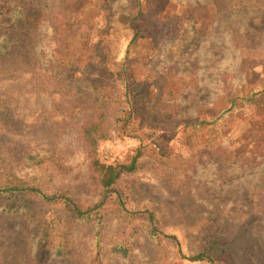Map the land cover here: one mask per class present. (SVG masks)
Instances as JSON below:
<instances>
[{"label": "rangeland", "instance_id": "obj_1", "mask_svg": "<svg viewBox=\"0 0 264 264\" xmlns=\"http://www.w3.org/2000/svg\"><path fill=\"white\" fill-rule=\"evenodd\" d=\"M29 1L37 26L26 29L21 49L0 56V156L11 164L54 157L67 172L51 165L46 184L72 186L82 206L95 204L101 188L83 129L102 111L95 99L105 98L110 134L95 155L130 162L141 148L139 169L124 174L119 188L129 209L154 212L181 252L142 231L125 241L127 254L113 251L123 229L114 204L104 207L101 239L86 222L66 235L60 208L40 204L46 226L26 212L0 211V264H211L187 257L204 250L207 234L242 224L264 244V36L238 54L224 50V30L241 21L240 10L264 34V0ZM196 105L210 124L188 125L177 115ZM216 264L244 263L233 256Z\"/></svg>", "mask_w": 264, "mask_h": 264}, {"label": "trees", "instance_id": "obj_2", "mask_svg": "<svg viewBox=\"0 0 264 264\" xmlns=\"http://www.w3.org/2000/svg\"><path fill=\"white\" fill-rule=\"evenodd\" d=\"M29 5H33L29 0H7L5 6L8 8L0 9V56L13 55L26 44V29L36 25L32 21L37 19L27 15ZM39 9L38 6L34 8L35 11ZM238 14L239 17H242L239 19L241 21L229 24L224 30V38L228 37L224 50L230 46L235 54H238L240 48L259 46L264 36L263 31L250 23L248 24L246 20L244 21L247 12L240 10ZM50 15V18L53 19V13ZM57 31L51 32L55 48H58L61 44L59 40L62 39V35ZM187 31L188 28L183 31L184 35L187 34ZM56 52L55 50L54 54ZM191 54V52L185 54L182 52L186 59L191 57ZM59 66L62 69L61 65ZM127 89H129L128 86ZM95 100L102 111L97 121H91L85 125L83 132L86 144L92 153L90 164L92 178L101 188L100 201L85 207L76 200L74 187L46 184L48 182L47 170L51 165L55 166L57 173L65 174L67 172L66 167L46 153L29 155L23 163L17 164H11L6 158L0 156V211L26 212L32 222L46 226L47 219H40L37 213L41 208L40 204H44L48 208L57 206L56 209L60 208L58 214L63 215V227L66 235L71 233L75 223L86 222L94 225L97 238L101 239L104 222L109 217V209L104 207L114 204L120 214L123 229L122 234L113 245V251L127 254L129 248L125 246V241L127 242L136 231H142L155 241L161 238L170 239L181 252L177 236L164 233L161 230V220L154 212L129 209L126 198H124L126 193L119 188L118 181L124 174L134 173L139 169V160L143 156L141 148L137 149L130 162L104 163L96 157L95 152L99 142L107 139L110 131L107 110L103 106V103L106 104L105 98L100 103L98 99ZM214 108L219 113H225L230 109L218 111L217 107ZM202 114H206V109L204 106L199 107L198 105L195 108L182 107L177 113L178 116L188 119L186 124L199 127L210 124L207 119H200ZM196 173L195 171L193 174L196 175ZM217 173L220 177L225 176V170L218 169ZM132 197L135 200L139 199L138 193L134 191ZM21 200L24 201V204L18 205L17 201ZM227 232L218 231L207 234L204 250L187 258L192 261H207L216 264V261L224 257L229 259L237 256L238 260L244 264H264V244L246 225H238L235 231ZM127 235L128 237H126Z\"/></svg>", "mask_w": 264, "mask_h": 264}]
</instances>
